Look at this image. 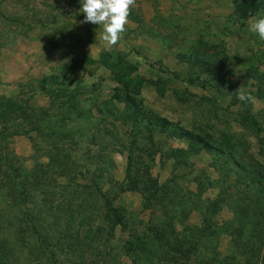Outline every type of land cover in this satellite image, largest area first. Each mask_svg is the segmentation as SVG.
<instances>
[{
	"label": "rangeland",
	"instance_id": "rangeland-1",
	"mask_svg": "<svg viewBox=\"0 0 264 264\" xmlns=\"http://www.w3.org/2000/svg\"><path fill=\"white\" fill-rule=\"evenodd\" d=\"M238 2L137 0L138 7L132 9L127 31L115 47H109L101 38L100 26L81 23L84 17L79 11V0H0V97L19 99L28 106L20 116L8 112L5 118L8 124L0 130L3 133L0 135V208L5 206L4 202L11 203L10 198H5V190L13 175L22 170L17 164L19 159L23 169L28 170L33 147L46 145L45 126L63 124L70 131L90 133L93 128L85 124V117L93 114L105 120L97 131L113 133L116 130L113 126L118 129L117 140L91 133L98 137L97 145H106L104 152L94 149V154L104 158L105 172L114 181L124 180L128 144L134 142L136 150L131 155V169L137 176L134 184L137 187L149 184L143 175L147 166L150 177L168 187L165 189L168 196L147 208L143 207V197L138 192L127 191L119 196L114 205L123 208L121 213L128 220L126 230H131L137 221L145 225L149 218L155 221L166 211L174 210L176 230L181 229L177 223L182 211L184 224L198 225L200 214L196 205L204 208V203L213 204L217 206L215 210L204 216L217 227L210 239L213 251L238 264H259L264 255V217L259 214L264 193L257 191L252 178L238 171L233 163L251 170L258 169V165L264 167L259 152L264 147V143L259 144L264 142V84L255 78V74L264 70L261 62L264 43L248 31L249 20L264 18V13L252 15L246 10L245 14H237L234 5ZM3 17L17 21L9 22ZM194 47L211 63L219 62L220 67L213 64L210 68L201 67L177 58V53H187ZM101 53H108L112 61L120 59L142 79L141 88L132 90L142 111L193 133L211 145L212 150H199L195 144L189 148V143L153 124L149 125L152 131L147 135L142 132L147 120L144 118L142 122L137 120L141 129L128 120L124 124L114 121L112 116L118 117L123 109L117 102L110 103L112 116L100 111L102 102L109 100L116 85L108 70L96 62ZM74 64L76 69L64 67ZM61 73L72 81L79 80V87L85 89L74 102L62 99L56 92L59 88L52 82H47L44 88L38 84L45 77ZM240 88L242 93L255 98L245 111L257 120L256 124L251 120L241 122L240 112L246 104L237 98ZM91 89L93 92H89ZM73 103L75 109L69 111ZM36 123L42 125L38 132H24ZM117 141L121 146L116 145ZM138 156L142 157L137 161ZM45 162L41 158L40 163ZM175 201L182 204L175 208ZM113 237L109 243L82 248L79 255L69 254L66 247L55 249L50 263L40 262L109 264L110 256L127 239V234L116 227ZM8 238L12 240V233ZM249 245L254 251L247 260ZM14 251L13 264H39L35 260L38 251L19 244ZM28 252L32 258L26 262ZM118 258L122 264H130L126 257Z\"/></svg>",
	"mask_w": 264,
	"mask_h": 264
},
{
	"label": "trees",
	"instance_id": "trees-1",
	"mask_svg": "<svg viewBox=\"0 0 264 264\" xmlns=\"http://www.w3.org/2000/svg\"><path fill=\"white\" fill-rule=\"evenodd\" d=\"M234 9L237 14H245L246 10H249L252 15L264 13V0H239L234 5ZM3 18L9 22L17 21L12 17ZM160 38L163 39V36ZM176 56L186 62L198 63L201 67L209 66L210 68L211 64L220 67L219 62L211 63L209 59L203 58L196 47L188 50L187 53H177ZM261 56L263 59L261 62L264 65V55ZM83 61L89 62V59H83ZM96 62L108 70L116 84L109 100L102 102L100 111L105 110L112 116L113 108L110 103L117 102L123 106V109L118 113V117L112 116L114 121L119 120L124 124L128 120L133 126L141 129V122L144 118V121L145 119L148 121H145L142 132L147 135L152 131L149 125L153 124L161 130L169 131L170 136L186 141L189 143V148H193L195 144L198 145L197 149L199 150L207 152L212 150L211 145L203 142L193 133L141 110L139 101L133 95L132 90H139L143 81L134 75L132 67L123 64L120 59L112 61L108 53H101ZM74 65V67L71 65H64V67L69 70L76 69V64ZM64 75L66 74L50 75L39 80L38 84L44 88L50 81L59 88L56 92L62 99L74 102L78 95L85 93V89L79 87V80L73 78L74 81H72V78L62 77ZM255 78L264 84V70L255 74ZM69 84H73V87L68 86ZM188 84L191 83L188 82ZM89 92H93V90L91 89ZM262 98L264 99V96ZM74 104L68 107L69 111L75 109L72 108ZM247 104L240 112L241 122L246 123L251 120L253 124H256L257 120L254 121L252 115L245 111ZM27 108L24 101L0 97L1 132L8 124L5 119L8 112L20 116ZM96 111L98 112V108ZM89 116V118L85 117V124L93 128L90 133L89 131H76L73 126H70L73 129L70 131L63 124L45 126L48 133L43 142L46 145L34 146L33 144L34 153L30 159L31 167L25 170L23 162H20V159L17 162L22 170L13 175L5 190V198H10L12 204L4 202L5 206L0 208V264L14 263L12 262L15 259L14 252L16 250L14 251V249L18 250V244L22 248L38 251L39 255L35 260L39 264H41L40 261L49 262L54 257L55 249H65L66 247L69 254L79 255L80 250L82 248L86 250L90 244L111 242L114 239L113 232L116 227L127 234V239L120 243L118 253L115 251L114 255L110 256L112 261L109 264H122L118 258L121 255L129 259L130 264H238L228 257H219L213 251L215 248L210 239L214 236L216 226L204 218L208 212L217 207L213 204L204 203V208L201 205H196V211L200 214L198 225L184 224L182 219L185 217V213L182 211L177 223L181 229L176 230V223L173 220L176 214L174 210L173 213L166 211L162 218H157L155 221L153 217L149 218L145 225L140 221H137L136 224L132 222L134 227L129 231L126 230L128 220L126 221L121 213L123 208H117L114 205L119 196L127 191L138 192L143 197V207L147 208L156 203L159 198L164 199L165 196H168L165 190L168 187L152 179L147 166H144L143 175L148 178L149 184L145 183L138 187L134 184L137 177L136 172L131 169L133 158L131 155L136 150L134 142L128 144L124 180L122 182L114 181L109 173L105 172L104 158H98L94 154V149L104 152L103 146L106 145H97L96 138L98 137L91 133L94 131V134L100 133L104 137L117 140L118 129L113 126L116 129L113 133L103 129L97 131L98 126L105 123V120H99L93 114ZM77 118L81 119V115H78ZM137 120L141 121L140 127L137 125ZM41 127L40 123H36L35 126L28 127L24 132H38ZM79 128L78 126L77 129ZM257 130L260 131L259 127ZM1 132L0 135H3ZM260 142L261 145L264 143L259 141V144ZM116 145L121 146V143L117 141ZM259 152L264 161V147ZM141 157H135V160L138 161ZM41 158H45L46 162L40 163ZM140 163L143 164L141 161ZM233 164L238 171L252 178L257 191L264 193L263 166L259 167L258 165V169L251 170L244 169L236 162ZM91 203H95V206L91 207ZM180 204H182L181 201H175V208ZM259 210V214L264 217V205L259 207ZM11 233L12 240L8 238ZM251 235L252 233L249 232L248 237ZM19 248L21 249V247ZM253 251L254 247L249 245L247 260ZM100 254L101 252L98 253V255ZM29 258H32L30 252L27 253L26 262ZM54 262L56 263V261ZM259 264H264V255L260 257Z\"/></svg>",
	"mask_w": 264,
	"mask_h": 264
},
{
	"label": "clouds",
	"instance_id": "clouds-1",
	"mask_svg": "<svg viewBox=\"0 0 264 264\" xmlns=\"http://www.w3.org/2000/svg\"><path fill=\"white\" fill-rule=\"evenodd\" d=\"M79 3V11L84 17L81 23L100 26L101 38L109 47H115L121 41L127 31L132 9L138 7L137 0H79ZM248 31L264 43V18H251ZM236 93L237 98L245 104L255 99L250 93H242L241 88Z\"/></svg>",
	"mask_w": 264,
	"mask_h": 264
}]
</instances>
